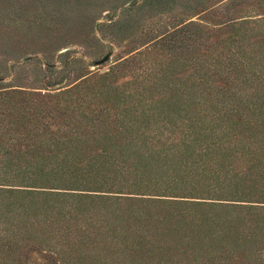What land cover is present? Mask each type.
Instances as JSON below:
<instances>
[{"label":"rangeland","instance_id":"obj_1","mask_svg":"<svg viewBox=\"0 0 264 264\" xmlns=\"http://www.w3.org/2000/svg\"><path fill=\"white\" fill-rule=\"evenodd\" d=\"M196 71H207L204 79L214 90L203 96L215 103L213 91L229 107L257 93L262 97L264 0H0V92L25 93L9 103L20 107V116L33 118L40 107L54 115V122L43 119L51 133L66 131L61 122H72L59 118L57 102L70 103L76 109L72 119L81 125L86 117L100 121L101 131L119 132L125 121L141 119L142 107H132L139 101L156 105L162 94L168 110L176 95L191 98ZM225 103L218 101V108ZM123 197L88 191L80 203L37 198L38 208L46 210L39 217L38 209L22 208L20 198L3 199L0 264H132V250L136 264H158L148 262L161 261L160 252L175 264L211 263L194 261L177 239L162 242L153 227L159 215L150 220L147 204ZM228 216H238L242 235L252 231L253 214L235 209ZM11 221L21 228L4 224ZM36 227L30 235L28 229ZM260 244L256 263H264ZM152 246L156 251H148Z\"/></svg>","mask_w":264,"mask_h":264},{"label":"trees","instance_id":"obj_2","mask_svg":"<svg viewBox=\"0 0 264 264\" xmlns=\"http://www.w3.org/2000/svg\"><path fill=\"white\" fill-rule=\"evenodd\" d=\"M250 74L255 75L252 68ZM196 75L191 98L183 101L176 95L177 102L168 110L162 94L156 105L139 101L132 107H142L141 119L125 121L122 131L114 133L101 131L100 121L89 123L86 117L81 125L79 118L72 119L76 109L58 102L53 110L72 122H61L59 127L66 131L51 133L44 120L54 122V115L40 107V112L31 113L33 118L20 116L12 99L25 93L0 92V217L6 198H20V206L38 209L34 216L39 217L46 210L38 208L37 198L80 203L88 191L118 193L130 202L147 204L150 220L151 214L159 215L153 227L160 230V240L177 239L194 261L264 264L256 263L258 238L264 240V94L229 107L215 91L216 103L203 96L214 90L208 77L204 79L207 71ZM218 101L227 106L218 108ZM82 126L95 131L83 132ZM172 200L179 201L167 202ZM235 209L255 216L246 236L237 227L238 216H228ZM4 224L16 226L13 221ZM37 229L28 232L33 235ZM132 251L136 264L137 251ZM226 252L232 257H219ZM156 257L161 261L148 263L175 264L167 254Z\"/></svg>","mask_w":264,"mask_h":264}]
</instances>
